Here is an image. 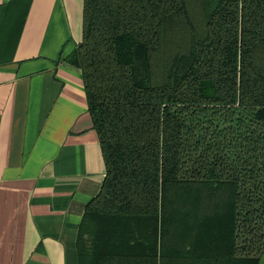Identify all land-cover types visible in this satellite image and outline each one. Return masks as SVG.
<instances>
[{"label": "trees", "instance_id": "trees-1", "mask_svg": "<svg viewBox=\"0 0 264 264\" xmlns=\"http://www.w3.org/2000/svg\"><path fill=\"white\" fill-rule=\"evenodd\" d=\"M67 60L105 164L78 264H258L264 0H83Z\"/></svg>", "mask_w": 264, "mask_h": 264}, {"label": "crops", "instance_id": "crops-1", "mask_svg": "<svg viewBox=\"0 0 264 264\" xmlns=\"http://www.w3.org/2000/svg\"><path fill=\"white\" fill-rule=\"evenodd\" d=\"M83 0H0V264H78L105 164L80 68ZM258 264H264V255Z\"/></svg>", "mask_w": 264, "mask_h": 264}]
</instances>
